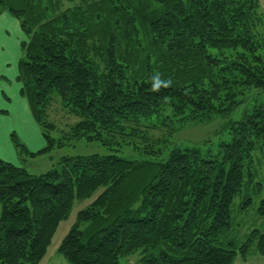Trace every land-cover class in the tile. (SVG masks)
Wrapping results in <instances>:
<instances>
[{
  "label": "trees",
  "instance_id": "1",
  "mask_svg": "<svg viewBox=\"0 0 264 264\" xmlns=\"http://www.w3.org/2000/svg\"><path fill=\"white\" fill-rule=\"evenodd\" d=\"M19 2L0 0V11L28 37L18 81L46 140L29 152L13 133L28 155L61 145L46 120L55 96L80 117L74 136L110 146L106 137L134 136L125 124L139 117L163 109L182 119L229 114L245 89L264 90L259 0H92L52 17L42 0ZM228 129L215 155L184 147L158 160L150 146L152 159L67 156L39 175L0 158V264H40L74 202L97 193L59 247L70 264H126L139 249L142 264L264 255L260 229L242 242L232 236L236 197L258 177L254 152L264 158V101ZM251 204L247 196L238 209ZM257 212L264 217V198Z\"/></svg>",
  "mask_w": 264,
  "mask_h": 264
},
{
  "label": "rangeland",
  "instance_id": "2",
  "mask_svg": "<svg viewBox=\"0 0 264 264\" xmlns=\"http://www.w3.org/2000/svg\"><path fill=\"white\" fill-rule=\"evenodd\" d=\"M42 1H44V5L50 7L47 16L52 17L68 7L92 0ZM10 2L17 7L21 6L19 0H10ZM261 6V10L264 12V1ZM259 29L264 33V18ZM26 40H28V37H26ZM18 86L20 87L21 84ZM241 100L242 102L229 114L182 119L174 116L170 110L163 109L159 114L151 117H139L137 120L125 124L126 126L131 125L132 128L136 129L137 133L134 136L116 134L112 138L106 137L112 143L110 146H105L98 141L90 142L86 138L74 136L73 128L80 120V117L69 111V109L63 108L61 99L55 96L47 108L46 120L55 124L56 128L50 131V134L60 140L61 145H56L46 153L31 156L22 152L11 138L16 153L13 152L10 146H4L1 149L0 158L25 167L32 174L39 175L56 167H61V160L67 156L115 153L131 160L152 159L146 154L150 146H152L150 148L159 151L158 160L165 159L172 150L184 147H197L205 153L210 152L215 155L218 153L219 143L231 137L228 129L230 122L240 119L246 111L251 110L255 105L264 101V90L256 88L245 89ZM9 105L12 110L16 109L19 112L21 122L14 124L15 126H13L12 130H15L16 135L25 144L27 150L29 152H37L45 147L46 140L43 136V127L33 122L30 112L22 109L15 97L11 96ZM4 117L6 118L7 116ZM29 122L35 125L36 131L30 126ZM252 168V170H257V180L250 186H245L235 200V223L232 236L239 242L244 241L253 229L258 228L264 232V217L257 212L259 203L264 198V158L261 150L254 152ZM97 194L93 195L92 198L74 202L71 214L61 222L48 247L47 254L40 264H70L63 254L60 253L59 247L72 226L77 222L78 211L91 205ZM247 196L252 198V204L246 210L238 209V205ZM1 211L2 205L0 204V216ZM256 255H260L262 257L261 260L252 258V260L244 262L239 256L237 264H262L264 255ZM142 256V249H139L124 258L123 262L126 264H142Z\"/></svg>",
  "mask_w": 264,
  "mask_h": 264
},
{
  "label": "crops",
  "instance_id": "3",
  "mask_svg": "<svg viewBox=\"0 0 264 264\" xmlns=\"http://www.w3.org/2000/svg\"><path fill=\"white\" fill-rule=\"evenodd\" d=\"M259 1L263 5L264 0ZM26 37L27 35L18 18L9 11H0V152L4 146H10L16 153L11 140L12 134L15 133V130L12 129L14 124L21 122V119L19 112L16 109L12 110L9 105L11 96L17 99L22 109L30 112L33 122L39 126L27 99L21 94L22 85L18 86L21 84L18 81V75L20 73V60L23 56L22 43L26 41ZM29 124L36 131L35 125L30 122ZM252 258L261 260L262 257L254 255L249 257L247 261L252 260ZM238 260L237 258L235 264ZM242 261L245 262L246 260L242 259ZM262 262L264 264V261Z\"/></svg>",
  "mask_w": 264,
  "mask_h": 264
}]
</instances>
